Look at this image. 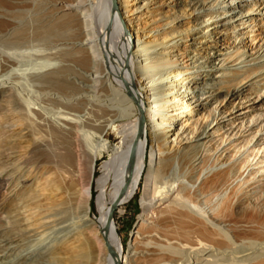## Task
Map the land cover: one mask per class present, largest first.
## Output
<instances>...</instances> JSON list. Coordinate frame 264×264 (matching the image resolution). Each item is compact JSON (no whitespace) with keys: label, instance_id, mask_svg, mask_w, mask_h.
Segmentation results:
<instances>
[{"label":"bare ground","instance_id":"obj_1","mask_svg":"<svg viewBox=\"0 0 264 264\" xmlns=\"http://www.w3.org/2000/svg\"><path fill=\"white\" fill-rule=\"evenodd\" d=\"M0 33L52 47L35 102L0 61V264H264V0H0Z\"/></svg>","mask_w":264,"mask_h":264},{"label":"rangeland","instance_id":"obj_2","mask_svg":"<svg viewBox=\"0 0 264 264\" xmlns=\"http://www.w3.org/2000/svg\"><path fill=\"white\" fill-rule=\"evenodd\" d=\"M161 7H162V4L153 3L154 11L150 12L149 16L151 18L158 16L159 13L162 12ZM34 12L35 11L32 10V11H28V12L25 11L22 14H20L18 16V18L20 20L17 18L15 20L14 25L16 26V28L24 29V30H28V29L32 28L31 23L34 22V19L36 18ZM24 19H26V20H24ZM150 20H152V19H150ZM23 24H25V27ZM26 24H29V25H26ZM7 33L6 34L0 33V61L4 62L6 60H9V61L13 62V65H12L13 67H11L12 69H14L13 73H15L16 77L17 76H18V78L20 77L18 79L20 86L22 87V84L24 85V88H23L24 90L22 92L23 96L24 97L26 96V98H28L30 101L35 102V101H37V97L39 96L38 93L40 91L35 89V87L31 88L32 82H30V81L28 82V80L27 81H25V80L28 78V76L30 74L39 73L40 71H43L42 69L46 68L45 64L48 62V59L46 58V56L48 55V53H50L52 51V47L50 45H48L44 40L39 39V38L36 39V37H34V36L29 37L25 41L15 42L12 38H10V34H7ZM3 36H4V38H3ZM44 54L46 56H44ZM137 63L140 66V61L138 59H137ZM10 76H12V75L10 74ZM22 78H24V79H22ZM6 80H9V79H6ZM143 88H144V86H143ZM141 91H142V93H144V89H142V87H141ZM127 112H129L131 114L133 113L130 110H127ZM138 116L139 115H138V111H137V115H136L137 121H138ZM133 119H134L133 117H130L129 119H125L124 122L123 121H117L111 125V129L109 128L106 130V133H107L106 137L108 138V141L110 142V144L116 143L119 139V137L117 136V134L113 130H122V129L126 128L131 123V121ZM149 146H150V141L148 138L147 139V147L148 148L146 147L145 153H144V163H143L144 169H143L142 175L140 176V179L138 181V184H137V187L135 189L133 196L131 198H129L130 201L128 200L125 204H123L119 207L120 208L119 211H118V209L115 210V212L112 215V222L117 229V235L120 239V248H121L120 259L123 257V254L125 253V251L128 248V244H129V241L131 239V235L135 229V225L138 221V217L142 212L141 211V205H140V198H141L142 193H143V184H144V178H145L146 165H147V162L149 159ZM102 159H104V157H102ZM98 162H100V160H98ZM91 206H92V209L90 211L91 212L90 216H91V218H93L95 216V212L93 209V203H91ZM48 232H50V231H48ZM48 232H46L45 235L41 237L43 240H41V239L38 240L39 243L54 244L56 242V240H59L60 238L64 237L65 234H67V230L66 231L63 230V225L56 226L53 229V231L51 230L52 233L51 232L48 233ZM54 239H56L54 242L51 241Z\"/></svg>","mask_w":264,"mask_h":264},{"label":"water","instance_id":"obj_3","mask_svg":"<svg viewBox=\"0 0 264 264\" xmlns=\"http://www.w3.org/2000/svg\"><path fill=\"white\" fill-rule=\"evenodd\" d=\"M138 121H139V124L141 125V126H143L144 125V122H143V120H142V116H141V114H140V112L138 111ZM118 196V195H117ZM117 199V198H116ZM115 206H116V203H114L113 205H112V207L110 208V210H109V213H108V216H107V222H106V224H105V226H104V229L105 230H107L108 229V226H109V224L111 223V220H112V215H113V213H114V211H115Z\"/></svg>","mask_w":264,"mask_h":264},{"label":"trees","instance_id":"obj_4","mask_svg":"<svg viewBox=\"0 0 264 264\" xmlns=\"http://www.w3.org/2000/svg\"><path fill=\"white\" fill-rule=\"evenodd\" d=\"M92 203V202H91ZM91 208H92V206H91Z\"/></svg>","mask_w":264,"mask_h":264}]
</instances>
